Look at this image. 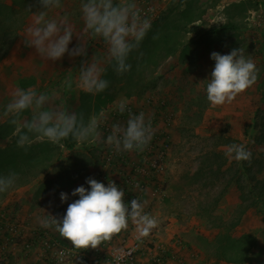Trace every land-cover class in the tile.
<instances>
[{"label":"rangeland","instance_id":"1","mask_svg":"<svg viewBox=\"0 0 264 264\" xmlns=\"http://www.w3.org/2000/svg\"><path fill=\"white\" fill-rule=\"evenodd\" d=\"M142 1L157 8L159 16L151 19V30L140 47L130 54L127 61L131 65L130 71L115 72L113 66L104 61L107 49L103 40L91 39L93 46L87 50L81 64L70 71L67 81L60 83L59 90L43 87L37 92L54 93L53 107L63 105L68 111L82 113L86 122L89 117L97 116L101 111L108 112L109 106H118L133 95H139L147 102L149 96H153L148 103L158 105L161 111L172 115L169 123L160 120L168 129L172 144L164 172L166 193L161 212L180 224L186 222L203 228L204 238L197 241L203 258L200 264H264V211L254 205L256 195L253 193H261L255 188L256 182L264 180V129H250L249 134H245V129L255 122L256 111L264 110V0H174L168 6L169 11L166 7H156L150 0H137L139 7ZM1 2L7 7L0 6L3 15L0 33H15L20 26L31 24V15L42 10L38 0ZM81 2L61 0V7L64 5L68 12L81 11ZM188 6L197 19L185 24L186 20L179 13ZM175 23L177 29L173 27ZM226 24H231L232 28L213 32ZM28 27L25 26L24 32ZM17 34L16 48L0 62L3 75L11 73L9 69L13 66L25 64V56H31L33 62L31 54H37L36 50L26 46V33ZM15 37L10 35L0 42V46L4 44L0 47V56L5 45L8 46ZM239 48L256 64L257 81L231 103L213 106L206 95L215 67L211 54H230ZM94 55L106 69L102 78L109 73V87L99 93L105 103L98 114L93 111L97 93L85 92L78 87L80 68ZM154 58L163 59L155 72L147 73L144 67L148 64L151 68ZM21 85L28 89L33 85L36 87L37 82L23 81ZM156 114L161 119L162 116ZM106 116L109 118L100 120V134L102 121L118 122L110 115ZM24 117L30 118L31 112H25ZM261 121L264 125V118ZM14 131L15 126L8 118L6 122L0 121V150L4 151H0V175L17 174L13 186L0 193V207L11 191L60 160V164L65 163L63 167L69 166L71 153L62 142L52 143L33 135L30 145L20 147ZM100 138L104 145L105 134L102 133ZM99 139H92V149L97 147L94 150L97 157L102 155V149L97 145ZM231 144L245 145L251 153L250 160L237 161L227 156V146ZM231 189H235L238 196L236 205L233 198L226 197ZM161 223L164 225L165 221ZM192 235L196 234L191 232Z\"/></svg>","mask_w":264,"mask_h":264},{"label":"clouds","instance_id":"2","mask_svg":"<svg viewBox=\"0 0 264 264\" xmlns=\"http://www.w3.org/2000/svg\"><path fill=\"white\" fill-rule=\"evenodd\" d=\"M42 10L33 14V22L26 30L25 44L34 47L45 60L56 61L65 53L71 56L86 55L82 45L69 52L73 36L82 39H101L106 45L104 61L114 71L123 74L131 70L127 62L130 54L138 49L151 30V19L138 6L137 0H82L80 10L84 21L82 33H76L67 15L49 18V10L61 8V0H38ZM31 9V7H30ZM155 39V37H154ZM211 58L215 67L206 87L207 100L213 106L231 103L235 98L252 87L258 78V69L251 58H246L242 48L233 49L230 54L213 52ZM106 69L95 55L80 68L78 87L85 92L100 93L109 87V81L102 76ZM55 94L37 92L33 88H17L11 100L0 111V117L8 118L15 126L17 145L23 147L32 143V136L59 143L71 137L84 142L99 139L100 121L68 111L63 105L53 107ZM127 103L121 101L118 111L123 114ZM31 112L25 118V112ZM154 131L151 121L146 122L145 114L129 112L126 126L114 124L105 143L114 147L117 153L143 151L150 143ZM226 155L237 161L250 160L251 153L243 144L227 146ZM17 179L15 172L0 175V193L6 192ZM90 190L77 187L72 195L79 199L70 203L62 221L48 215L41 220L42 227H53L75 249H97L111 241L118 234L127 231L130 223L135 225L138 238L148 237L158 226V219L144 211L145 203L133 199L125 202V192L114 181L107 186L94 178H88ZM61 200L67 202L68 194L61 193Z\"/></svg>","mask_w":264,"mask_h":264},{"label":"crops","instance_id":"3","mask_svg":"<svg viewBox=\"0 0 264 264\" xmlns=\"http://www.w3.org/2000/svg\"><path fill=\"white\" fill-rule=\"evenodd\" d=\"M173 1L174 0H150V2L155 4L156 7H166V10L168 11V6H170ZM184 7L185 1L183 2V8ZM218 7L221 6L219 5ZM64 15L68 16L69 22L73 25L76 33L83 32L84 21L81 11L68 12L64 5L59 9L49 10V18ZM30 19L33 22V15H31ZM195 23H198V20ZM27 25L30 27L32 23L23 25L19 32L26 33L24 32V28ZM17 36L12 42L8 53L11 52L12 48H16V43L18 42V40H16ZM197 41H199L198 38ZM82 44L87 50L93 46L91 44V39H86L85 41L82 39V36L74 35L69 44V52ZM28 48L36 50L34 47ZM31 55L34 56L33 62H31V56H27V58L25 56L27 64L13 66L9 69L11 73L8 75H3L1 72L2 70H0V111H2L4 106L11 100L12 93L17 88H24L21 85V82L23 81H34L35 84L37 82L36 87L33 85V89L36 91L41 90L43 87H50L51 90H59L60 83L67 81L70 71L79 66L81 64L80 62L85 57V55L71 56L69 53H65L61 59L52 61L45 60L38 53L36 55L35 53ZM90 61L91 59L88 58L87 61L85 60V62ZM126 103L127 105L132 106L134 114L138 115L143 112L146 121L152 115L161 112L160 106L157 107L158 105L156 106L153 103L149 104L145 98H142L139 95L131 96L127 99ZM109 109L108 112L101 111L99 115L96 116L97 118L99 117V121L103 117L109 118L106 115H110V118L118 121V124L121 122V126H126L127 119L125 116H121V113L118 111V106H109ZM116 111L119 113H116ZM0 121L2 123L6 122L7 118L0 117ZM162 125L163 123L161 122V126ZM102 133L103 132L101 131V134ZM97 145L103 152V149H105V142L103 145L101 138L98 140ZM92 146H94L92 139L84 141L83 143H78L76 141L75 145L72 148H69L71 154L68 159L69 166L67 168L63 167L65 163L60 164L62 162L60 160L53 165V167L41 172L28 183L11 191L6 201L1 204V206H17L23 223L20 228L17 242L10 247L7 264H52L48 253L44 251L38 237V229L42 227L41 220L50 214L62 221L68 205L79 199V196L72 195L73 191L79 186L85 187L88 178L96 179L100 176H104L103 179L106 181L114 179V175L105 172L103 173L104 168L102 167L101 162L102 156L105 152H101L102 155L97 157L94 152L97 147L92 149ZM129 153L131 162L135 163L137 161L136 155L132 151ZM118 168L123 169L127 174H132L131 166L119 165ZM165 175L166 173L159 174L157 178L158 186H163L162 192H156L157 185H150L146 189L131 187L127 189L128 191H126V193L136 196L141 202H146L144 211L158 219L159 223L155 229L157 233L154 241V248L156 250L163 249L164 252L168 254V264H200L203 258L200 245L197 241L199 242V238L203 237V228L201 229L192 224L188 225L186 222L180 224L178 220H175V218L169 216V214L161 212V203L166 193ZM101 181L104 184L106 182H103L104 180ZM62 192L68 194L67 202L61 200ZM226 197L227 199L233 198L235 200V205L238 203L236 201L238 200V196L235 189H231V192ZM161 221H165L164 225ZM48 230L61 247L73 249L67 264H92L93 257L89 255L88 249H75L70 241L62 237L55 230V226L49 227ZM191 232L196 235H192L191 237ZM179 239L184 241L181 248L176 245V242ZM209 239L210 241L212 240V238ZM137 264H152L151 254L147 252L139 254Z\"/></svg>","mask_w":264,"mask_h":264},{"label":"built area","instance_id":"4","mask_svg":"<svg viewBox=\"0 0 264 264\" xmlns=\"http://www.w3.org/2000/svg\"><path fill=\"white\" fill-rule=\"evenodd\" d=\"M141 9L147 14L149 19L157 18L159 16V10L152 7L146 1L141 2ZM154 99L153 96H149L148 102ZM129 112L134 114L131 105H127V110L121 114L128 120ZM116 113H119L116 111ZM152 115L148 120L151 121L154 135L150 143L143 151H132L137 161L135 163L130 160L129 152L117 153L114 147L106 145L105 154L102 156L103 173H110L114 175V181L117 186L125 192V202L129 203L137 198L127 194V189L131 187H138L146 189L150 185H157L156 192H162L161 186H158V176L166 171L167 159L172 150V144L168 136L167 128L161 127L160 120L169 123L172 115L166 114L161 111ZM147 120V121H148ZM146 121V122H147ZM118 124V122L102 121V132L107 137L111 133L112 126ZM119 165L131 166L132 174H127L123 169H119ZM104 176L96 178L101 182ZM110 181H106V186ZM90 190V185L85 186ZM23 223L20 217L19 209L17 206L4 205L0 207V264H7L8 253L10 247L17 242L19 238L20 228ZM38 237L44 248V251L48 253L49 259L52 264H67L73 249L67 247H61L59 243L53 238L50 231L46 227H40L38 229ZM156 230L146 238H138L136 228L130 223L127 231H124L115 236L111 241L103 243L97 249H88V253L93 257L92 264H137L138 256L142 253L151 254L152 264H168L169 256L164 250H156L154 248V241L156 237ZM177 246H182L183 241L177 240Z\"/></svg>","mask_w":264,"mask_h":264},{"label":"trees","instance_id":"5","mask_svg":"<svg viewBox=\"0 0 264 264\" xmlns=\"http://www.w3.org/2000/svg\"><path fill=\"white\" fill-rule=\"evenodd\" d=\"M187 3V2H186ZM189 3V2H188ZM187 3V4H188ZM186 4V5H187ZM5 4L4 3H0V6H4ZM4 7H7V6H4ZM11 8V7H10ZM180 16L182 17V18H184L183 20H186V21H184V23L185 24H188V23H191V22H193L194 20H196L197 19V16L195 17V16H193V14H192V11H190L189 10V6H188V8L186 7L185 9H183V10H181L180 11ZM2 14L0 13V24L2 23ZM198 17H199V15H198ZM21 27L22 26H20L19 27V29L15 32V33H11V32H8V33H5V32H2L1 31V40H0V42L4 39V37L7 39L8 37H10V35H12V37H15L16 35H17V33L21 30ZM174 27V29H177V25H176V23H175V25L173 26ZM232 28V25L231 24H226V25H224V26H222L220 29H218V30H216V29H214L213 30V32L215 31V32H219V31H223V32H225V31H228L229 29H231ZM13 39V38H12ZM11 45H12V42L7 46V45H5V47H4V52L3 53H1V56H0V62L3 60V58L8 54V52H9V49H10V47H11ZM1 46H4V44H2ZM0 46V47H1ZM6 46H7V48H6ZM154 57V56H153ZM156 57V56H155ZM162 59L163 58H160V60H155V58L152 60L153 61V68L151 67H149V65L147 64L145 67H144V69H147V71L146 70H144V71H146L147 73H151V72H155L158 68H159V66H160V64H161V62H162ZM110 69V68H109ZM144 71H143V73H144ZM108 74L109 73H107V76H106V74H105V76L103 77V79H106V80H108ZM131 95H129V97H130ZM95 102H94V104H93V111H94V114H98L100 111H101V109H102V107H103V105H104V103H105V100L101 97V95L99 94V93H97L96 94V97H95V100H94ZM263 118H264V110H257L256 111V115H255V117H254V120H255V122H252L249 126H248V128L245 130V134L246 135H248L249 134V130L250 129H253V130H262V129H264V125L262 124V121L261 120H263ZM236 143H238V140H234ZM62 143H63V145L66 147V148H72L74 145H75V143H76V141L74 140V139H72L71 137H69L68 139H65V140H63V141H61ZM1 151V150H0ZM4 151H1V153H3ZM256 187L255 188H258V189H260L261 190V193H258V192H256V191H254L253 193L256 195L255 196V200H256V202H255V206L257 207V208H259L261 211H264V180L263 181H260V182H256Z\"/></svg>","mask_w":264,"mask_h":264}]
</instances>
